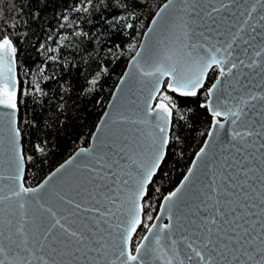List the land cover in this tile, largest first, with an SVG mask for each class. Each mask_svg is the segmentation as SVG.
<instances>
[{"label":"snow or ice","instance_id":"1","mask_svg":"<svg viewBox=\"0 0 264 264\" xmlns=\"http://www.w3.org/2000/svg\"><path fill=\"white\" fill-rule=\"evenodd\" d=\"M172 4L173 0H168L155 16L164 18ZM98 6L94 0H87L86 6L81 8L77 4L74 10L87 12L89 7ZM102 6L109 7L108 4ZM114 6L135 19V9L141 5L139 0H116ZM227 7L220 0V7H213L206 15L211 19L213 13ZM256 10V4H252L242 14L247 17L243 25L230 38L216 44L210 43L211 37L204 32L199 33L203 43H191L187 21L183 18L170 20L169 30L178 33L176 47H166L162 58L153 63L151 72H144L141 59L149 61L140 50L131 58L133 67L153 77L144 119L139 121L154 127L147 144L137 141L133 145L124 138L123 143L102 144L95 154L93 149L81 148L79 152L90 156L91 160L80 166L81 171L63 177L51 187L54 178L73 160L60 164L37 187L25 186V160L33 162L45 157L48 142L38 140L31 146L32 154L27 156L21 148L22 132L16 121L18 82L14 75L19 37L13 31L21 25L9 24L0 13V106L10 110L6 115L14 166V175L7 177L12 185L5 186L7 195H0V264H264V88L258 92L243 91L231 102H221L217 95L220 77L231 75L233 69L258 67L264 74V41L249 63L244 59L238 62L232 59L233 44L240 38L243 26L250 24ZM125 19L117 15L108 23L114 25ZM152 23L156 25L160 20L154 19ZM257 23L264 28V15L259 16ZM124 27L132 29L134 24L126 23ZM255 27L252 26L253 31ZM214 30L209 27V31ZM153 31L149 28L144 36L148 37ZM74 35L91 39L90 34L83 31ZM66 39L67 36L61 37L56 52L62 51ZM40 47L47 50L44 44ZM134 47V44L128 45L129 50ZM140 47L144 49L146 44ZM49 58L59 59L57 55ZM227 65L230 66L226 71ZM213 68L219 70V77L208 86L206 81L212 79L208 73ZM98 69L88 81L91 86L88 92L95 90L101 76L108 73L103 64L98 65ZM128 75L125 72L124 77ZM165 77L166 88L178 97L196 98L206 89V100L199 107L211 114V127L206 133L208 139L195 153L180 185L163 195L155 219L160 221L167 213V223L144 225L147 234L133 245V234L142 224L141 216L148 207L144 201L151 194L149 185L164 171L170 155L172 137L169 133L177 103L172 96L161 92ZM37 93L47 95L39 83L32 88V94ZM113 96L115 98V94ZM157 97L158 102L153 106L151 101ZM108 115L104 113L105 117ZM120 119L125 121L126 117ZM32 126L39 127L36 120L32 121ZM102 126L103 118L97 132ZM175 139L179 141L180 138L176 136ZM125 159L133 165L130 172H125L126 165L121 163ZM125 175L132 176L131 189H128L129 180L123 178ZM121 185L125 195L117 204ZM190 186L196 188L195 203L191 207L182 199V193ZM3 191L0 187V193ZM156 191L159 192V188ZM33 204L36 208L29 215ZM107 205L111 207L103 210ZM117 212L122 214V219L117 217ZM110 218L119 222L114 225ZM147 219L152 221L153 216L148 214Z\"/></svg>","mask_w":264,"mask_h":264},{"label":"trees","instance_id":"2","mask_svg":"<svg viewBox=\"0 0 264 264\" xmlns=\"http://www.w3.org/2000/svg\"><path fill=\"white\" fill-rule=\"evenodd\" d=\"M164 1L139 0L141 6L135 9L136 17L133 19L122 8L114 6L116 0H102V3L101 0H94L100 6L89 7L87 12L74 10V5L86 6L87 0H0V13L5 15L8 23L21 25L13 31L19 37L16 58L18 127L22 132L24 155L32 154L31 146L38 140L46 139L48 142L47 155L40 157L43 163L35 159L33 162L25 160L24 183L27 187L38 184L77 148L88 145L128 59L135 52L153 14ZM102 4L109 7L105 9ZM117 15L126 19L114 25L108 23ZM126 23H133L134 27L128 29L124 27ZM80 31L89 33L91 39L74 35ZM62 36H67V39L58 53L56 49ZM41 44L47 50L42 49ZM129 44L135 47L129 50ZM116 45H121V48H116ZM50 55H57L59 59L53 61ZM100 64L107 67L108 73L101 76L95 90L88 92L91 87L88 81L99 70ZM208 75L212 78L210 82L206 81L210 86L217 69H210ZM36 83L47 95L32 94ZM161 92L172 96L177 103L169 133L172 137L170 155L164 171L154 177V184L149 185L151 194L144 201L148 207L142 214V224L133 235V245L144 234V225L151 223L147 219L148 214L155 216L163 195L170 192L186 172L211 124L210 114L199 107L206 100V89L196 98L178 97L164 86ZM33 120H36L38 128L32 126ZM176 136H179V141Z\"/></svg>","mask_w":264,"mask_h":264},{"label":"water","instance_id":"3","mask_svg":"<svg viewBox=\"0 0 264 264\" xmlns=\"http://www.w3.org/2000/svg\"><path fill=\"white\" fill-rule=\"evenodd\" d=\"M223 2L226 3L228 7L225 9H221L217 13H213V17L210 19L206 15V13L211 11L213 7L219 8L220 0H173V4L164 14V18H158L155 16V14L160 11V9L165 4L168 3V0H165L153 14L135 50V52L137 50H140L142 53H144V56L148 58L149 62H145V59H141V64L143 66L144 72H151L153 70V63L162 58L166 47H176V37L178 33L174 30H169L168 22L170 20H174V18H183L187 21L188 28L190 30L189 36L191 43H203V40L199 36V33L204 32L206 36L211 37L210 43L216 44L217 41L223 42L224 40L230 38L231 35L236 32L237 28H240L243 25L244 19L247 18L242 14L247 9H249L252 4H256L257 10L253 13V18L250 20V24L247 26H243L240 38H238L233 44V61L238 62L239 59H244L245 63H249L250 59L254 56V52L259 50L261 42L264 41V28H261L257 23V21L259 20V16L264 15V7H262L264 6V0H259V3H256V0H223ZM154 19L160 20V23L153 25L152 21ZM213 20L215 21L214 23ZM253 25L256 26L255 31H253L252 29ZM209 27L215 30L209 31ZM149 28H153L154 31L150 33L148 37H145L144 33L147 32ZM161 41H163L164 43H161ZM244 41H248L249 43H245ZM142 43L146 44V47L144 49H141L140 47ZM245 49H247V51H245ZM135 52L128 59L122 74L115 84L105 105V108L90 135L88 145L77 148L70 156H68L60 163L62 164L69 159L73 160V163L71 165L63 170V172L59 176L54 178L50 187L52 185H56L59 181H61L63 177L78 173L82 170L80 166L88 163L91 160L90 156L79 152L81 148L93 149V154H95L96 152H99L101 150L102 144H108L112 141L123 143L125 142L124 138H127V142L133 145H135L137 141L145 145L147 144L149 140V133L154 131V127L147 124H141L139 123V121L144 119L145 104L148 98L150 84L153 80V77L144 75V72H141L140 69L131 65V58L133 55H135ZM228 66L230 65L226 66V71ZM125 72L129 73L127 77H124ZM14 75L18 82V98L19 81L16 63L14 65ZM122 77H124L123 84H121ZM216 77H219L218 69ZM220 79L221 84L219 85L217 95L219 96L221 102H231L233 97L240 95L243 91H246L248 89L258 92L262 88H264V74L261 73L258 67L254 69H249L246 67L233 69L231 75L226 74L224 77H220ZM166 81L167 77L164 78V82L161 84V90L164 86L167 91L171 92L166 88ZM213 82H215V79L213 80ZM113 94H115V98ZM156 102H158V97L157 100L151 101L153 106ZM257 107H260L259 103H257ZM9 111V109L0 106V187L4 188V191L0 193V195H7V187L5 186L12 185V181L7 179V177L14 175V166L11 163L12 153L11 145L9 142V124L8 117L6 115ZM105 112L109 113L107 117L104 116ZM120 117H126V120L121 121ZM102 118L103 126L100 128V131L97 132V126L101 124ZM16 121L18 127V109L16 112ZM132 121H137V123L134 124L132 123ZM154 124L155 120L153 119L152 125ZM210 127L208 131L210 130ZM93 133H95V136H93ZM206 139H208L207 135L205 136L204 141ZM203 143L200 147L203 146ZM216 147H219L218 143ZM132 150H134V148L129 151L130 155ZM198 151L199 149L196 152ZM137 156H139V152H137ZM193 159H195V154L192 160ZM191 162L189 166L191 165ZM121 163L126 165L125 172H130L132 170L133 165L131 164V161L125 159L121 161ZM60 164L52 169L44 178H46L51 172L55 171V169L58 168ZM186 174L187 170L184 175ZM197 175H200V173H197ZM183 176L171 191H173L177 186L180 185V182L183 180ZM123 178L129 180L128 189H131L133 184L132 176L125 175ZM42 180L40 182H42ZM37 185L38 184L30 187H37ZM112 187L115 188V185H113ZM195 193L196 188L191 186L186 189L184 193H182V199L188 204L189 207H191L193 203H195L193 199ZM109 195H114V193H109ZM124 195V186L121 185L120 194L116 197L117 204L121 203ZM162 202L163 197L160 203ZM107 207H111V205H107L103 210H107ZM34 208H36L35 204H33L32 208L29 209V215L32 214V209ZM112 210L116 211V208L113 207ZM159 212L160 210L158 206L157 212L149 226L153 222L167 223V213L161 216L160 221H156L155 217L159 214ZM117 217H120L121 219L123 218L120 212H117ZM18 219L19 217H17V220ZM110 222L115 225L119 221L116 218H110ZM146 234L147 228L144 234L141 236L140 240ZM4 235H7V231H5ZM4 243H7V241H4Z\"/></svg>","mask_w":264,"mask_h":264}]
</instances>
